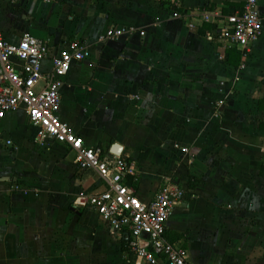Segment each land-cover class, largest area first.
<instances>
[{"label":"crops","instance_id":"1","mask_svg":"<svg viewBox=\"0 0 264 264\" xmlns=\"http://www.w3.org/2000/svg\"><path fill=\"white\" fill-rule=\"evenodd\" d=\"M241 5L0 0L6 40L28 31L52 51L64 40L83 46L84 59L60 88L58 116L85 145L137 162L136 178L125 183L141 200L169 178L181 186L165 238L186 248L187 264H264V0L263 33L245 61L227 21ZM206 6L214 15L200 22L193 12ZM118 25L137 29L100 39ZM35 133L23 107L0 118V264H148L129 252L127 230L112 231L102 216L74 205L79 193L103 186L98 174L81 171L68 145H41Z\"/></svg>","mask_w":264,"mask_h":264},{"label":"built area","instance_id":"2","mask_svg":"<svg viewBox=\"0 0 264 264\" xmlns=\"http://www.w3.org/2000/svg\"><path fill=\"white\" fill-rule=\"evenodd\" d=\"M8 1L15 4L19 0ZM172 7L173 16L183 14L179 2L175 1ZM214 12L206 6L193 13L200 22H209ZM227 21L231 25V39L245 61L251 44L263 33L259 0H242L241 7L229 14ZM188 25L193 27L194 23ZM136 29L135 26H112L100 39L116 38ZM139 33L145 35L144 30ZM220 37L217 31L212 35L217 41ZM83 59V46L77 41L64 40L52 51L48 40L31 32L26 31L19 41L10 42L0 31V118L23 107L30 125L36 130L35 138L39 144L58 142L68 145L74 151L75 163L81 171L91 169L98 174L103 186L94 192L79 193L73 203L102 216L110 230H127L130 235L127 248L132 255L148 264L158 258L164 264H187L186 248L165 238L166 222L183 195L181 186L169 178L153 198L141 200L134 186L125 183L129 176L136 178L137 162L121 153L109 154L101 147L85 145L70 124L59 118L64 77L75 62ZM45 60L51 62L48 69L43 67ZM222 104L223 99L217 101L218 106ZM173 147L184 154L189 153L187 146L175 143Z\"/></svg>","mask_w":264,"mask_h":264},{"label":"trees","instance_id":"3","mask_svg":"<svg viewBox=\"0 0 264 264\" xmlns=\"http://www.w3.org/2000/svg\"><path fill=\"white\" fill-rule=\"evenodd\" d=\"M129 184H132L130 181L128 182Z\"/></svg>","mask_w":264,"mask_h":264},{"label":"water","instance_id":"4","mask_svg":"<svg viewBox=\"0 0 264 264\" xmlns=\"http://www.w3.org/2000/svg\"><path fill=\"white\" fill-rule=\"evenodd\" d=\"M116 152H118V151H116Z\"/></svg>","mask_w":264,"mask_h":264}]
</instances>
